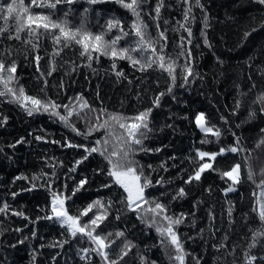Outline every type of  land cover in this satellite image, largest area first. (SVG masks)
Wrapping results in <instances>:
<instances>
[{"label": "trees", "instance_id": "obj_1", "mask_svg": "<svg viewBox=\"0 0 264 264\" xmlns=\"http://www.w3.org/2000/svg\"><path fill=\"white\" fill-rule=\"evenodd\" d=\"M22 2L32 13L43 12L51 20L67 21L66 27L80 26L81 0H77L73 6L75 11L68 16L63 11L31 6L30 0ZM149 3L154 8L157 0H149ZM160 3L163 6L158 20L159 29L156 27L157 21L149 17L147 9L141 13V19L148 25L147 31L153 38L158 37V31H164L167 36L162 45L163 54L175 61L177 86L173 91L177 100L173 101L170 95H165L162 107L154 108L151 115L150 127L156 131L145 143L161 150L147 154L141 152L136 158L145 166L152 165L151 170L146 168V173L150 172V179L170 180V187L184 186L188 192V196L168 204L170 213L189 214L177 228L184 246L186 264H233L234 260L236 264H244L243 253L252 241L253 231L264 229V224L259 220L258 194L262 175L257 153L252 152L250 159L255 183L247 180L248 169L245 167V178L231 193L222 191L231 181L220 172L228 170L234 161L241 160L244 152L238 156L227 155V159H220L219 164L213 161L220 171L207 170L202 175V182L182 185L181 177L186 179L187 173L199 162L194 149L201 146V139L207 136L213 142L212 145H203L204 150L216 142L212 134L202 133L196 126L197 111L211 115V124L222 128L220 140L225 144L231 141L233 131L240 136L241 144L249 149L261 138L260 129L264 128V120L257 110L261 106L258 97L264 92V52L259 50L260 44L264 43V33H253L248 47H243L242 37L245 31L259 28L260 21L264 19V6L259 5L257 0H187V3L185 0H160ZM57 7L64 9L66 6ZM97 10L102 13L99 21L94 15L84 17V27L92 33L103 31L102 26L109 17L122 18L126 30L134 19L130 12L112 0L99 5ZM152 15L155 16V13ZM16 26L14 14L7 20L0 15V60L6 66L12 61L16 62L14 80L8 86L17 91L23 86L26 94L41 99L50 98L57 103H68L67 97L79 93L93 108L103 106L109 113L131 116L137 110L150 106L153 93L164 90L166 83L170 82L167 71L157 65L142 72L138 66L133 68L127 60L113 59L103 54H94L89 61L86 56L80 55L81 45L75 41L67 45L57 44L53 39V33L58 32L56 29L45 30L33 24L31 27L35 31L30 35L27 31L29 25L25 23V29L20 33L21 39H8ZM115 31L106 33L105 39L110 40ZM120 44L123 46L124 41ZM189 50L190 57L187 55ZM37 55L39 61L35 59ZM133 55H138V52ZM217 57L223 60V64L218 63ZM186 64L191 65L193 76L190 83L181 88L178 85L182 82L180 77ZM121 71L122 74L117 75ZM49 72L51 75H48ZM3 74L8 75L6 71ZM44 80L48 81L46 88L43 87ZM61 82L63 87H60ZM137 84L140 89L135 87ZM235 85L240 87L236 88ZM3 90L4 85L0 83V91ZM137 90H140L141 99L134 95ZM237 100L240 101L239 107L234 103ZM232 108H236L234 114L230 111ZM249 110L257 112L256 117L250 118ZM221 114L227 117L228 125H223L219 120ZM3 116H7L8 120L6 123L0 121V204L6 201L10 207L5 213H0V228L6 230L4 235H0V264H52L50 257L61 252L59 247L53 245L63 237L60 236L59 226L44 218L50 212L51 193L60 191L69 194L74 181L84 174L91 181L87 186L88 193L94 194L100 183L92 172L98 157L77 166L76 172H70L74 158L82 150L61 147L52 141L63 143L67 137L79 143L86 139L94 142L97 138H108L112 146L117 143L121 130L117 125L113 130L94 131L87 138L77 136L48 113L41 112L29 117L10 96H0V117ZM100 119L103 120V117ZM72 120L81 131H87L85 122L78 119L75 113ZM164 124L171 127H162ZM106 132L110 134L106 136ZM37 135L45 136L47 140L37 141ZM21 136L26 142L14 148L8 147ZM59 161H63V165ZM162 165L167 166V171L163 170ZM53 170L59 180L54 181L49 190L45 185L51 176H44L43 173L50 174ZM14 177L20 178L14 180ZM33 184L37 187L32 188ZM209 186L211 192H205L204 189ZM13 191L17 192L15 197L10 195ZM101 195L107 193L102 191ZM79 196L77 193L73 197L75 204L66 202L72 213L87 202ZM196 197H200L204 203L194 210L192 205ZM193 211L195 215H192ZM210 211L214 213V220L209 218ZM14 212L23 215L18 216ZM245 214L247 219L244 218ZM37 216L41 219L37 220ZM233 220L234 223H230ZM128 225L130 238H136L138 243L142 241L141 251L144 244L156 245L151 247L148 255L158 259L159 264H169V257L165 255V249L160 248L154 229L144 235L135 217L128 221ZM16 228L21 231H14ZM33 231L35 236L32 235ZM225 232L229 237L225 242L226 247L213 248V243H220ZM212 233L214 235H210ZM256 239L264 238L257 236ZM19 240H24V243H17ZM81 243L88 246L86 239ZM232 245H236L234 254ZM75 247L73 245V250ZM248 250L254 254L259 251L258 248ZM167 251L173 253L174 259V247L170 246V242ZM69 255L68 245L65 244L63 252L57 256V264H65ZM69 264H72L71 260ZM77 264L81 262L77 261Z\"/></svg>", "mask_w": 264, "mask_h": 264}, {"label": "snow or ice", "instance_id": "obj_2", "mask_svg": "<svg viewBox=\"0 0 264 264\" xmlns=\"http://www.w3.org/2000/svg\"><path fill=\"white\" fill-rule=\"evenodd\" d=\"M107 2L108 0H81L79 11L82 18L78 28L66 27L67 21L51 20L43 12L32 13L22 0L0 2V15L7 20L9 16L14 14L17 26L15 31L8 36V39H21L20 33L25 29V23L29 25L27 31L31 35L35 31L31 25L35 24L45 30H58L57 33H53V39L57 44L67 45L75 41L81 45L80 55L86 56L89 61L94 58V54H103L113 59L127 60L133 68L138 66L142 72L153 67V65H157L161 70H166L170 82L166 83L164 90L153 93L150 106L137 110L134 115L124 116L116 112L109 113L103 106L93 108L87 100L82 99L79 93H76L73 97H67L68 103H57L50 98L41 99L35 95H28L25 93L23 86H20L18 91L8 86L14 80L13 74L16 72L17 65L15 61H12L6 66L3 60H0V83H3L4 90L0 91V96H10L29 117L44 112L51 117L58 118V122L69 128L77 136L87 138L94 131L99 129L113 130L117 125L121 130L120 136L117 137V143L112 146H110L108 138H97L94 142L86 139L84 142L79 143L73 142L67 137H65L63 143L52 141V143L60 144L61 147L82 150L74 158L69 169L70 172H76L77 166H83L86 162H90L92 158L98 157L92 172L93 176L100 180L94 194L87 192V186L91 181L86 174L82 175L78 181H74L69 194L65 195L60 191L51 193L50 212L44 218L52 221L53 224H57L60 228V236L63 237L62 239L58 238L57 243L53 245L59 247L61 252H57L50 257L52 264H57V256L61 255L65 244L68 245L70 253L69 257L65 259V264H69V260L72 261V264H77V261H80L81 264H159L158 259L148 255L151 247L156 245L144 244L143 251H141L140 243L142 241L138 243L136 238H130L128 221L133 217L141 224L144 235L151 233L153 229L155 230L158 234L160 248L165 249V255L169 257V264H186L184 246L180 241L177 228L183 222L184 217L189 214L170 213L168 204L188 196V192L184 186L170 187V180L150 179V172L146 173V168L151 170L152 165L145 166L136 158L137 154L141 152L147 154L161 150L160 147H150L145 143L156 131V129L150 127L152 123L151 115L154 108L162 107V98L165 95H170L173 101L177 100V96L173 91L174 87L177 86V76L174 69L175 61L163 54L162 45L167 40V36L164 31H158V37L153 38L147 31L148 25L141 19V13L147 9L149 17L157 21L156 27L159 29L158 20L163 5L160 0H157L154 8L149 0H112L134 17L128 30L124 27L125 21L117 17H109L105 25L102 26L103 31L101 32L92 33L86 30L84 17L90 18L91 15H94L99 21L102 13L97 10V7ZM185 3H187V0H185ZM257 3L264 6V0H257ZM30 4L41 9L48 8L63 11L64 15L68 16L75 11L73 6L77 4V0H30ZM58 5L66 7L60 9L57 7ZM202 7L203 5H201ZM153 12L155 16L152 15ZM25 17L27 18L26 21ZM185 18L187 19V12ZM114 29L116 30L115 35L110 40L105 39V34L111 33ZM188 31L190 33L191 30L188 29ZM257 31L264 33V19L260 21L259 28H251L243 33V47H248L252 34ZM121 41H124L123 46L120 44ZM189 43H191L190 40ZM205 43L208 44L207 39H205ZM224 43L226 44L227 41L224 40ZM158 44L160 45L159 48L157 47ZM259 50L264 52V43L260 44ZM137 52L138 55H133ZM187 55L191 56L190 50ZM35 59L39 61L40 58L37 55ZM217 60L218 63L223 64L222 59L217 57ZM112 67L115 69V64ZM5 71L8 73L7 76L3 74ZM121 74L122 71L117 73V75ZM48 75H51V72ZM192 76V67L190 64H186L180 77L182 82L178 86L181 88L186 87ZM144 78L146 80L147 76ZM47 86L48 81L44 80L43 87L46 88ZM60 87H63L62 82ZM135 87L140 89L138 84ZM235 87L239 88L240 86L235 85ZM252 87H255V83ZM157 88H159L158 81ZM134 95L137 99H141L140 90L135 91ZM258 99L261 101V106L257 111L260 118L264 120V92H261ZM234 103L236 107L240 106V101L237 100ZM230 111L234 114L236 108H232ZM74 113L78 119L85 122L87 131H81L76 127L75 122L72 120ZM248 115L250 118L256 117L257 112L249 110ZM100 117H103V120ZM211 119V115L205 111H197L195 114V124L200 132L212 134L216 138V142L213 146L204 150L203 145H212L213 142L207 136L201 139V146L194 149L195 157L200 158L199 162L187 173L186 179L183 176L181 177L182 185L202 182V175L209 169L220 171L215 168L213 163L208 161H215L216 164H219L220 159H227V155L235 154L238 156L241 152L245 153L241 160L234 161L228 170L220 172L223 177L231 181V184L224 187L222 191L228 193L235 190V186L245 178L243 173L245 167L248 169L247 180L255 183L250 164L252 152L255 151L257 153L256 158L261 161L259 220L261 224H264V128L260 129L261 138L249 149L241 144V138L235 131L231 134V141L225 144L224 141L220 140L223 134L222 128L211 124ZM7 120V116L0 117V121L3 123H6ZM219 120L223 125L229 124L227 117L223 114L219 116ZM162 127H171V125L164 124ZM109 134V132H106V136ZM35 139L37 141L47 140L45 136L40 135H37ZM23 142L26 141L21 136L9 144L8 147L14 148ZM172 159H175V157H172ZM59 164L63 165V161H59ZM162 167L164 171H167L166 165H162ZM43 175L51 176V179L45 185L46 189L49 190L54 181L59 180L55 170L50 174L43 173ZM18 178L20 177H14V180ZM35 187L37 185L33 184L32 188ZM66 188L67 185L65 184ZM102 191L106 192L107 195H101ZM204 191L210 193L211 187L205 188ZM77 193L80 194L79 198L87 202L78 207L75 213H72L70 207L66 206V202L75 204L73 197L77 196ZM10 195L15 197L17 192L13 191ZM203 203L204 201L200 197H196L193 199V209H198ZM9 207L6 201L3 202L0 204V213H5ZM14 214L23 215L20 212H14ZM192 215H195V211ZM208 215L210 220H214V213L210 211ZM244 218L247 219V214ZM36 219L39 220L41 217L37 216ZM230 223H234V220ZM120 225H123V227H120ZM5 231V229L0 228V235H4ZM14 231L19 232L21 229L16 228ZM32 235H36L35 231L32 232ZM210 235H214V233ZM257 236L264 238V229L253 231L252 241L243 253L244 264H264V239L258 241ZM85 239L88 246H82L81 242ZM228 240L229 237L225 232L221 237V242H214L212 246L217 249L226 247L225 242ZM169 242L170 246L174 247V259L173 253L167 251ZM17 243H24V240H19ZM73 245L76 246L74 250ZM235 248L236 245H232L233 254ZM250 248H258L259 251L254 254L248 250ZM233 264H236L235 260Z\"/></svg>", "mask_w": 264, "mask_h": 264}, {"label": "rangeland", "instance_id": "obj_3", "mask_svg": "<svg viewBox=\"0 0 264 264\" xmlns=\"http://www.w3.org/2000/svg\"><path fill=\"white\" fill-rule=\"evenodd\" d=\"M198 129H199V128H198ZM205 159L207 160V158H205ZM208 162L212 163L213 161H208ZM236 190H237V188H236V186H235V190H234V191H236ZM234 191H230V192H228V193H231V192H234ZM260 201H261V189H260L259 194H258L259 208H260Z\"/></svg>", "mask_w": 264, "mask_h": 264}]
</instances>
